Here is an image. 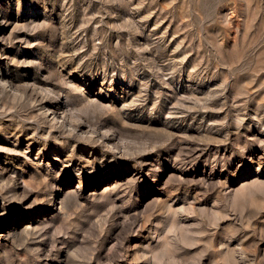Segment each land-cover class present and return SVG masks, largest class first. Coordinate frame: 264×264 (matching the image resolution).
<instances>
[{"label": "rangeland", "instance_id": "1", "mask_svg": "<svg viewBox=\"0 0 264 264\" xmlns=\"http://www.w3.org/2000/svg\"><path fill=\"white\" fill-rule=\"evenodd\" d=\"M0 264H264V0H0Z\"/></svg>", "mask_w": 264, "mask_h": 264}]
</instances>
